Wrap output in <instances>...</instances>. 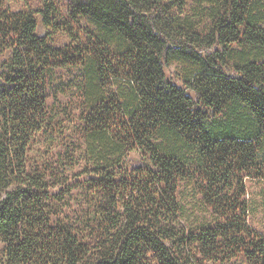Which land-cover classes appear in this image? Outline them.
Listing matches in <instances>:
<instances>
[{"label":"trees","instance_id":"trees-1","mask_svg":"<svg viewBox=\"0 0 264 264\" xmlns=\"http://www.w3.org/2000/svg\"><path fill=\"white\" fill-rule=\"evenodd\" d=\"M0 0V264H264L246 178L264 182V0ZM195 9V8H194ZM42 14L45 34L37 32ZM197 14V13H196ZM71 42H50L57 32ZM183 62L184 87L165 65ZM79 72L85 234L53 221L56 192L29 153L50 124L56 68ZM129 153L143 164L124 168ZM211 217L189 223L183 181ZM73 187V186H72ZM86 232L88 234H86ZM88 240V241H87Z\"/></svg>","mask_w":264,"mask_h":264},{"label":"rangeland","instance_id":"rangeland-1","mask_svg":"<svg viewBox=\"0 0 264 264\" xmlns=\"http://www.w3.org/2000/svg\"><path fill=\"white\" fill-rule=\"evenodd\" d=\"M72 0H59L62 8H67ZM7 5L13 10L42 7L43 0H12ZM195 8V9H194ZM188 9L201 27L207 26L208 18L204 7L189 0ZM197 13V14H196ZM39 34H45L46 28L42 22V14H35ZM56 46H63L71 42L65 32H57L50 38ZM9 56V51L0 56V61ZM168 78L181 85L186 91L195 96L182 81L184 74L183 62L171 60L165 65ZM79 72L75 69L56 68L48 84V110L50 124L47 129L37 135L34 145L29 153L30 167H38L47 173V180L56 192L53 204V221L55 224L66 225L79 234H85L84 221L91 211L90 200L87 193L80 187L86 174L81 171L87 166L84 155L85 141L83 137L84 110L82 98L78 89L77 80ZM142 157L137 153H129L124 160V168H132L143 164ZM73 186V187H72ZM181 200L186 208L189 223L196 227L206 218L211 217L210 210L202 200V194L197 190L194 181H183L180 189ZM245 195L248 204V222L256 229L264 232V182L248 177L246 178ZM86 234H88L86 232ZM88 241V240H87ZM5 243L0 241V261L4 257ZM204 264H249L244 254L231 259L204 262Z\"/></svg>","mask_w":264,"mask_h":264}]
</instances>
